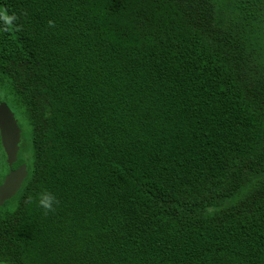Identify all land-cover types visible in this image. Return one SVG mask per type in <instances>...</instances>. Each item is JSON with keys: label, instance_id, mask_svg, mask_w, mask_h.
Here are the masks:
<instances>
[{"label": "trees", "instance_id": "trees-1", "mask_svg": "<svg viewBox=\"0 0 264 264\" xmlns=\"http://www.w3.org/2000/svg\"><path fill=\"white\" fill-rule=\"evenodd\" d=\"M0 101V264H264V0H0Z\"/></svg>", "mask_w": 264, "mask_h": 264}, {"label": "water", "instance_id": "water-1", "mask_svg": "<svg viewBox=\"0 0 264 264\" xmlns=\"http://www.w3.org/2000/svg\"><path fill=\"white\" fill-rule=\"evenodd\" d=\"M0 142L9 168L0 184V205H2L18 192L28 173L25 163H21L16 168L12 167L18 160L21 128L14 112L5 101H0Z\"/></svg>", "mask_w": 264, "mask_h": 264}, {"label": "clouds", "instance_id": "clouds-1", "mask_svg": "<svg viewBox=\"0 0 264 264\" xmlns=\"http://www.w3.org/2000/svg\"><path fill=\"white\" fill-rule=\"evenodd\" d=\"M37 202L45 214L55 211L59 201L50 191L42 190L37 196Z\"/></svg>", "mask_w": 264, "mask_h": 264}, {"label": "rangeland", "instance_id": "rangeland-1", "mask_svg": "<svg viewBox=\"0 0 264 264\" xmlns=\"http://www.w3.org/2000/svg\"><path fill=\"white\" fill-rule=\"evenodd\" d=\"M2 162H3V155H2V150L0 148V178H1V175L3 173H5L4 176L7 174L6 173V168L5 167L2 168V166H1L2 165Z\"/></svg>", "mask_w": 264, "mask_h": 264}, {"label": "flooded vegetation", "instance_id": "flooded-vegetation-1", "mask_svg": "<svg viewBox=\"0 0 264 264\" xmlns=\"http://www.w3.org/2000/svg\"><path fill=\"white\" fill-rule=\"evenodd\" d=\"M13 168H16V167H13Z\"/></svg>", "mask_w": 264, "mask_h": 264}]
</instances>
